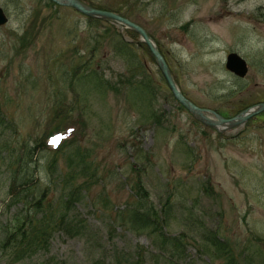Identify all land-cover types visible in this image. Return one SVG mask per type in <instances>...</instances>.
I'll use <instances>...</instances> for the list:
<instances>
[{"label": "rangeland", "instance_id": "1", "mask_svg": "<svg viewBox=\"0 0 264 264\" xmlns=\"http://www.w3.org/2000/svg\"><path fill=\"white\" fill-rule=\"evenodd\" d=\"M88 1L121 8L140 23L164 50L179 88L198 105L231 111L238 101L249 106L264 100V23L255 14L264 13V0H132L133 5L124 3L128 0ZM0 4L9 17L0 29L2 111L14 121L17 135L28 141L53 130L71 131L66 141L73 142L55 157L58 174L74 173L68 166L74 149L93 161L90 167H97L99 174L91 200L85 202L90 204L95 197L98 209L82 208L91 225V239L56 235L51 254L68 264H111L115 251L150 249L144 233L111 225L115 209L131 198L138 168L155 204L175 195L199 222L218 230L235 255L250 241L246 252L257 261L258 238L264 229L263 116L219 133L178 106L149 54L138 48V36L121 25L104 20L93 21L98 27H91L85 15L66 6L51 8L45 0H0ZM106 28L131 41L141 64L138 70L149 75L153 84L149 89L155 93L153 99L138 98L140 90L121 91V83L126 85L123 81L133 69L114 53L112 37L97 36ZM230 51L248 61L249 85L227 96L221 87L232 81L224 69ZM76 63L99 70L109 81L105 94L88 91L84 100L74 95L70 84L77 83L65 71L72 72ZM134 78L139 80L140 75ZM148 109L156 116L146 118ZM145 153L151 163L142 166ZM49 155L47 150L38 154L41 178ZM79 175L70 176L76 180ZM4 176L0 168V209L7 195ZM186 213L180 209V217L169 224L170 233L183 232L187 237V258L177 264H224L222 258H211L199 249L200 232L184 224Z\"/></svg>", "mask_w": 264, "mask_h": 264}, {"label": "trees", "instance_id": "2", "mask_svg": "<svg viewBox=\"0 0 264 264\" xmlns=\"http://www.w3.org/2000/svg\"><path fill=\"white\" fill-rule=\"evenodd\" d=\"M97 76H94L95 79L101 83V76L98 73ZM141 82H139L140 85ZM238 89L240 87L233 93L239 91ZM241 105L231 112L245 107ZM220 112L231 114L230 111ZM37 144L30 146L26 143L20 145L17 142L14 145L9 144L3 150L5 155L2 159L8 171L10 198L6 203V210L3 211L5 218L0 221V253L12 261L43 254L39 264H66L63 260L54 261L52 257H46L50 241L58 231L71 237L86 236L87 223L80 214L77 204L82 201L84 192L97 177V167H90L93 161L86 159L84 154L77 153L74 149L73 161L68 165L74 168V173L54 174L52 172L51 176H47L45 183L39 179L35 180L33 173L36 166L33 154ZM51 164L50 167L55 168L56 162ZM77 173L80 175L74 180L70 175L76 176ZM134 187H136L133 188L135 199L125 209H120L119 219L122 225L131 230L145 231L160 250H169L171 255H177L180 252L181 255L186 242L180 236L166 235L163 232L167 218L174 214V210L169 204L166 209L158 210L149 201L142 184L136 181ZM188 223L191 230H195L199 224L192 214L188 217ZM201 235L204 240V246L202 245L204 249L217 241L214 232H202ZM218 245L224 256L230 252V246H227L225 241ZM230 258L232 257L229 256L228 260ZM123 260L125 258L116 259L113 264H122ZM142 263V259L137 258L132 264Z\"/></svg>", "mask_w": 264, "mask_h": 264}, {"label": "water", "instance_id": "3", "mask_svg": "<svg viewBox=\"0 0 264 264\" xmlns=\"http://www.w3.org/2000/svg\"><path fill=\"white\" fill-rule=\"evenodd\" d=\"M53 1L60 3V4L71 5V6L75 7L77 10L81 11L82 13H85V14L93 16V17H104V18L114 19L116 21L122 22V23L126 24L127 26H130L133 29H135L142 36L145 43L149 46L151 52L155 56L157 64L159 65L160 69L162 70V72H163L165 78L167 79L168 84H169L170 88L172 89L173 94L175 95L177 100L180 101V103H182L198 120L202 121L204 124L210 125V126L216 128L217 130H221L222 124L227 125V126L237 125L239 122H242V121H245L246 119H248V117H250L252 114L264 109V103H263V104L255 106L251 109L245 110L241 114H239L233 118H230V119H224L215 113V116L217 117L218 120H215V121L211 120L210 118L206 117L202 113L203 109L192 104L177 89V87L175 86L174 82L172 81V79L169 75V72L166 68L165 61L163 60V58L159 54L156 47L152 44L150 38L147 36L146 32L144 31V29L142 27H140L139 25L129 21L126 18H123L122 16H120L116 13L93 8L91 6H88L84 3H82L79 0H53ZM5 20H6V18L3 15L2 10L0 9V24L3 23ZM226 66L230 70L234 71L239 76H243L246 72V65H245L244 60L241 59L235 53H231L228 55Z\"/></svg>", "mask_w": 264, "mask_h": 264}, {"label": "bare ground", "instance_id": "4", "mask_svg": "<svg viewBox=\"0 0 264 264\" xmlns=\"http://www.w3.org/2000/svg\"><path fill=\"white\" fill-rule=\"evenodd\" d=\"M121 91L122 92H126V90H124L123 88H121ZM119 92V91H118ZM117 92V93H118ZM123 94V93H122ZM155 93L153 92L152 93V95L151 96H153ZM0 133H1V131H0ZM1 210H6V202H5V198H3V200H2V206H1ZM189 229H190V227H188Z\"/></svg>", "mask_w": 264, "mask_h": 264}, {"label": "snow or ice", "instance_id": "5", "mask_svg": "<svg viewBox=\"0 0 264 264\" xmlns=\"http://www.w3.org/2000/svg\"><path fill=\"white\" fill-rule=\"evenodd\" d=\"M59 139H60L59 137H55L52 140H50V143L56 144L59 141Z\"/></svg>", "mask_w": 264, "mask_h": 264}]
</instances>
